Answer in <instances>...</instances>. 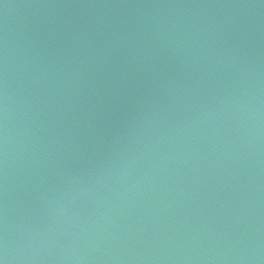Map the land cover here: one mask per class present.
<instances>
[{"label": "water", "instance_id": "1", "mask_svg": "<svg viewBox=\"0 0 264 264\" xmlns=\"http://www.w3.org/2000/svg\"><path fill=\"white\" fill-rule=\"evenodd\" d=\"M0 264H264V0H0Z\"/></svg>", "mask_w": 264, "mask_h": 264}]
</instances>
